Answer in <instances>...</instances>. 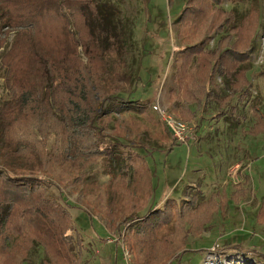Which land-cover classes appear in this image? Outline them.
Segmentation results:
<instances>
[{
    "label": "rangeland",
    "instance_id": "1",
    "mask_svg": "<svg viewBox=\"0 0 264 264\" xmlns=\"http://www.w3.org/2000/svg\"><path fill=\"white\" fill-rule=\"evenodd\" d=\"M108 3L118 14L117 47H109L106 63H90L79 46L90 77L75 96L70 95L74 86L61 82L50 97L52 104L54 96L81 100L82 109L98 114L94 131L72 136L80 141L89 136L92 153L70 139L75 127L61 123L56 105L37 106L43 111L38 115L31 103L15 102L1 70L8 53L20 57L19 65L34 58L31 45L55 55L70 38L55 29L54 18L34 43L0 25V107L14 101L10 115L21 116L0 126V170L16 179L33 178L36 202L42 196L61 206L62 213L50 217L58 226L63 220L83 242L78 249L70 238L62 239L68 249L57 252L56 239L42 240V232L26 227L52 226L35 220L43 211L16 203V217L25 224L0 235V264H264V0ZM77 25L71 24L70 32ZM227 48L250 52L240 66L249 83L223 106L231 91L219 77L218 55ZM215 49L217 55L209 56ZM37 65L31 63L17 80L15 94L36 84H28L34 77L28 73ZM216 77L217 101L201 100L203 92L214 91ZM241 95H247L244 101ZM164 113L185 123L190 133H176ZM159 210L165 212L159 216ZM23 211L30 213L23 218ZM144 234L149 243L141 242Z\"/></svg>",
    "mask_w": 264,
    "mask_h": 264
},
{
    "label": "trees",
    "instance_id": "2",
    "mask_svg": "<svg viewBox=\"0 0 264 264\" xmlns=\"http://www.w3.org/2000/svg\"><path fill=\"white\" fill-rule=\"evenodd\" d=\"M57 1L58 0H0V12L2 11V16L0 13V25L2 27L3 24H6L9 27L16 29V38L25 37L26 42L33 41L34 43V39L35 37H37L36 35H38L40 32H46L47 26L52 22L53 18L57 21L55 24V29L57 28L60 33L70 38L69 44L63 47L61 51L55 55L49 54L48 56H46L41 52V49H35V44L31 45L30 53L32 56H34V58H31L30 60L25 61L19 65H16V62L20 57L18 58L16 56L14 59L12 55L8 53L3 58V65L1 67V70L3 69V71L7 73V81L10 84L9 93L13 97L14 101H24L25 105L31 103V105H34L35 107V110H32V113H35V111H37L38 115L39 113L43 114V111H41V113L37 109V106L42 105L43 109L44 105H56V107L58 108L57 110L63 117V119L59 118L61 123L63 122L67 126H70V123H72V125L75 127V129L73 128L71 130L70 139L81 143V149L87 150L86 153H92V149L88 144L90 141L89 136H82V141L77 139V137L73 138L72 136H75L81 131H85V129L86 131H94L93 129L96 128L98 121V114L96 112H94L93 114L90 113V109H82L81 103H83V101L81 100L78 101L69 99L67 101H63L60 98H55L56 94L53 93L54 85L60 84L61 82L62 85H72L74 86V91H72L73 93H71L70 95H76L77 87L81 85V82L89 78L92 72V70H88V72H85V69L89 68L90 66L88 64V66L86 67L83 63H80L81 61L78 57L79 52H77L78 47L81 45L83 46V51L89 57L90 63H93V61H95L96 59L105 62V59L108 58L107 51L110 50V48L113 46L117 47V44L115 42L121 40L115 28L117 26L116 22L118 14L117 10L111 4L108 3V5L110 6L107 5V0H65L63 1V3H58ZM66 9H69V12H66ZM187 9L188 8L186 6L185 11H187ZM45 10H48L46 12L47 17L43 19L41 18V16L43 11ZM76 10H78V13L81 14L82 22L79 20L78 16H75L77 12ZM73 23L74 26L75 24L78 25L76 26V28L74 27L75 29L73 32H70L69 27L71 24L73 25ZM105 37H108L109 39V46H107V40ZM1 41L2 40H0V42ZM111 42H113V45L111 44ZM219 44H217L218 48ZM0 47H2L1 44ZM193 47L196 48V46ZM224 51L218 55V58L221 60L222 65L220 66L218 74L220 75L219 77L221 78V81H223L224 87H226L229 92L231 91V95L229 94L223 98V106H227L228 104H230V101H232V97L242 94V89L239 90V88L241 86H244L246 84L245 82L248 81L249 83L247 72H244L242 75L241 73L244 70L240 66L246 60L245 57H247L250 52H234V50L231 48H227ZM210 52L211 55L208 54L209 56L217 55L216 49L213 51L210 50ZM192 54L193 53H191V55ZM230 57L232 58V60L228 62L227 60L230 59ZM224 60H226V64H224ZM31 63H37L38 65L37 67L30 69L28 76L32 78L30 76V74L32 73L34 74V77L28 80V84H36L33 85L31 90L29 91H24L22 92V94H15L14 91L17 90V80H21L23 78L25 70L28 72L27 69L29 68ZM77 63H79L80 65L78 67H75ZM72 76H76V80L72 81ZM219 77L213 79V84L215 85L214 91L206 90L205 92H203L202 96L200 97L201 100L205 98V100L208 101L214 96V99L217 101L218 98H216V95L218 96L220 92V90H218L220 89V86L219 83L216 82ZM57 80L59 82H56ZM80 87L81 88L79 92L84 94L86 99L88 90L83 85ZM38 90L39 93L35 94ZM245 90L246 89H244V92ZM51 95H55L53 104L51 103ZM241 96L242 100H240L239 98L240 101H244V99L247 97V95ZM223 99L222 101H220V99L218 100L220 106L223 104ZM12 103L6 104L5 109H2V106L0 107V126L2 124L9 125L14 121V119H17V117H21L19 116L20 114H16L15 111L13 112L12 116L10 115L12 108H9V105H11ZM205 105H207V103ZM260 122L261 120L256 123V127H258V124ZM84 141H87L88 147H84ZM75 145H77V142L75 143ZM33 183V178L25 179V177H22L16 179L9 173V171H6L4 169L3 171L0 170V235H2L3 233L9 234L10 232L15 233L17 232V227H21L23 226V224H25V222L21 221V217H19V215L18 217H16L18 213H16L17 211L15 205L16 203H18L20 205H25L28 210L34 211V213L43 211L42 213H39L41 216H37L35 220L52 226L26 227L29 228L30 233L32 232L35 234V231L42 232V240L44 237H46V239H48L50 243L51 240L55 243L56 239L58 242L55 243L54 250L59 252L61 250L63 251L68 249L65 247L68 244H65V242L61 241L62 239L63 241L68 240V238H70V243L73 247H76L78 249H80L81 247L83 248L82 238L79 233L70 234V232H72L73 230L72 227L63 226V220L58 226L57 223L54 222V220L50 217H58L59 214L57 215V213H62L61 206H59L55 201L49 198H47V200L45 201L44 197L42 196H38L39 201L36 202L34 196L38 195V193H36L37 187ZM170 200L172 202H175V200ZM159 211V216H161L162 213L165 212L164 210ZM29 213L30 212L28 211H23V213H21L20 215L25 218L29 215ZM153 219H155V217L146 220V222H150ZM51 222L54 223L52 224ZM162 223L163 222L160 221L159 226H162ZM147 233L153 235L152 231ZM145 235L146 234H144V237ZM75 237L79 239H75ZM147 240L148 238L145 237L144 239L142 238L141 242L149 243Z\"/></svg>",
    "mask_w": 264,
    "mask_h": 264
},
{
    "label": "built area",
    "instance_id": "3",
    "mask_svg": "<svg viewBox=\"0 0 264 264\" xmlns=\"http://www.w3.org/2000/svg\"><path fill=\"white\" fill-rule=\"evenodd\" d=\"M157 111L163 112L159 105L156 106ZM165 114V113H164ZM167 125L170 126L176 133H190V129L183 122H177L172 116L165 114Z\"/></svg>",
    "mask_w": 264,
    "mask_h": 264
}]
</instances>
